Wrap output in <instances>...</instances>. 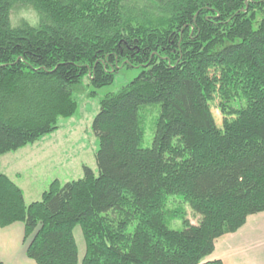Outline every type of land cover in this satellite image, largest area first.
<instances>
[{"label":"trees","instance_id":"obj_1","mask_svg":"<svg viewBox=\"0 0 264 264\" xmlns=\"http://www.w3.org/2000/svg\"><path fill=\"white\" fill-rule=\"evenodd\" d=\"M19 9L37 24L14 25ZM123 69L140 74L101 101L98 176L27 205L0 171V227L22 223L37 264H224L216 242L264 213V0H0V158L74 117L85 77L101 89Z\"/></svg>","mask_w":264,"mask_h":264},{"label":"rangeland","instance_id":"obj_2","mask_svg":"<svg viewBox=\"0 0 264 264\" xmlns=\"http://www.w3.org/2000/svg\"><path fill=\"white\" fill-rule=\"evenodd\" d=\"M12 21L14 25H19L24 21L31 25H36L38 19L32 10L19 9L13 12ZM139 74L140 70L123 69L116 74L115 81L112 85L101 89L94 88L91 85L89 77L83 79L82 84L74 92L75 98L79 103L76 115L69 119L60 120L59 131L35 143L37 145L35 147L37 148V166L27 173L23 171L26 173L23 176V185L28 191L38 197L40 193L44 192V188L50 184V178H61L63 185L72 179V175L75 177L73 180H78L80 177L78 173L81 172V177H83L84 166L91 168L98 176L99 170L96 163V154L100 148V142L93 131V123L100 111L101 101L107 95L118 93L123 87L136 79ZM148 112L142 118L144 140L141 145L143 148L151 147L154 138L155 112L152 111L151 114H148ZM213 113L218 125L221 126L222 116L216 108H213ZM35 144L27 147L33 148ZM47 156L53 158L50 159L52 162L51 165L49 163L50 160L45 159ZM170 201L168 205L169 210L176 211L182 209L186 213V218L192 224L197 225L201 222V217L196 215L189 205L184 204L181 197H172ZM169 222L173 230L182 231L184 229V222L181 219L170 220ZM250 224L254 227L240 232L238 238H241L242 234L248 236L249 233L250 238L256 241L255 244L259 243V241L262 242L264 240V215L255 219V222H250ZM73 234L78 246L79 259L82 261L86 253L82 228L77 226ZM238 240H244V237Z\"/></svg>","mask_w":264,"mask_h":264},{"label":"crops","instance_id":"obj_3","mask_svg":"<svg viewBox=\"0 0 264 264\" xmlns=\"http://www.w3.org/2000/svg\"><path fill=\"white\" fill-rule=\"evenodd\" d=\"M35 147H37L36 144L33 148L27 147L16 153L7 154L0 158V171L22 190L27 205L41 201L43 194L54 181L58 180L62 184L61 178H50V184L48 187L44 188V192L40 193L38 197L24 187L23 176L37 166V148ZM45 159L50 160L53 158L47 156ZM49 163L50 165L52 164L51 160ZM78 174L80 175L78 179H81V172ZM73 176L74 175H72V179L67 182L74 181L73 178L75 177ZM67 182H65V184ZM262 215H264V213L249 217L246 225L240 231L220 238L216 242L214 254L209 257L208 260H220L224 264H264V240L262 242L259 241L261 244H255L256 241L250 238L249 233L248 236H244V234L241 235V238L244 237V240H238L241 239L238 238V234L247 228L252 229L254 226L251 225L250 222H255V219L260 218ZM255 237L258 239L257 236ZM0 262L2 264H37L27 257L25 226L22 223H16L4 229L0 227Z\"/></svg>","mask_w":264,"mask_h":264}]
</instances>
